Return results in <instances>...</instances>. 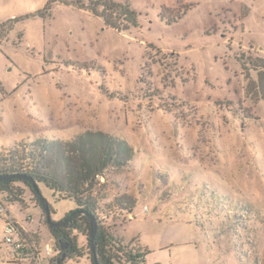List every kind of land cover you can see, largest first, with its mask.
Returning a JSON list of instances; mask_svg holds the SVG:
<instances>
[{"label":"rangeland","instance_id":"1","mask_svg":"<svg viewBox=\"0 0 264 264\" xmlns=\"http://www.w3.org/2000/svg\"><path fill=\"white\" fill-rule=\"evenodd\" d=\"M118 1L132 4L137 26L120 32L59 1L0 0V160L15 142L108 132L136 156L97 180V214L146 264H264V103L246 95L239 60L264 56V0ZM162 6L182 17L167 24ZM40 189L54 221L76 210ZM33 204L8 208L34 251L0 241V264L58 254Z\"/></svg>","mask_w":264,"mask_h":264},{"label":"trees","instance_id":"2","mask_svg":"<svg viewBox=\"0 0 264 264\" xmlns=\"http://www.w3.org/2000/svg\"><path fill=\"white\" fill-rule=\"evenodd\" d=\"M55 1L90 10L95 16L101 17L105 25L120 32L126 31L129 25H138V14L128 1L91 0L87 5L81 0H49V5ZM48 8L47 6L45 12ZM173 13L178 16L174 17ZM40 14L44 15L42 12ZM160 16L167 24L177 22L182 17L177 9L165 6L161 7ZM4 24H0V27ZM239 60L246 78V95L264 103V56L241 55ZM16 143L8 147V155L0 160V177L13 174L31 176L39 189L43 184L58 195V199L74 200L77 204L76 210L93 214L98 222L94 242L99 264H141L145 261L140 252L142 248L130 247L122 237L112 234L102 225L97 214V200L92 196L97 180L109 168L121 169L134 160L136 151L126 140L104 131H86L71 141L55 138L34 139L32 143H25L22 147L19 143L15 146ZM54 158L63 163L66 173L63 177L51 170L50 161ZM26 189L32 193L30 201L26 200ZM27 202L43 209L30 181L18 177L0 180V205L5 206L10 214L9 203H21L24 208ZM116 202L126 206V201L121 198L117 197ZM131 203L129 201V206L133 208ZM50 210L51 214L54 213L51 205ZM90 229V218L84 213L74 215L65 226L49 227L59 252L48 263L68 264L69 260L87 255L90 264H93ZM82 237L86 241H82ZM23 239L30 244L21 252L28 247L34 251L35 244L26 233ZM144 251L145 254L149 252L146 247Z\"/></svg>","mask_w":264,"mask_h":264},{"label":"water","instance_id":"3","mask_svg":"<svg viewBox=\"0 0 264 264\" xmlns=\"http://www.w3.org/2000/svg\"><path fill=\"white\" fill-rule=\"evenodd\" d=\"M24 178L27 179L28 181H30V183L33 186L34 191L36 192V195L41 203V206L45 212L46 215V222L48 224V226L50 228H54V227H61V226H65L68 221L76 214L78 213H84L86 214L91 221V229H90V233H89V241H90V245H91V250L93 253V264H99L98 260H97V256L95 254V234H96V230H97V226H98V222L97 219L95 218V216L93 214H89L87 211H83V210H76L72 213H70L65 219H63L62 221H54L52 219V214H51V210H50V204L49 201L47 200V198H45L42 194V192L40 191L38 185L36 184L35 180L28 175H24V174H13V175H5V176H1L0 180L3 179H8V178Z\"/></svg>","mask_w":264,"mask_h":264},{"label":"built area","instance_id":"4","mask_svg":"<svg viewBox=\"0 0 264 264\" xmlns=\"http://www.w3.org/2000/svg\"><path fill=\"white\" fill-rule=\"evenodd\" d=\"M0 219H4L6 224L4 226V243L11 247L16 251H22L25 246L30 244L27 240L23 239V235H25L24 230H22L21 225L15 219L13 215H11L7 208L3 205H0ZM33 244V243H32ZM47 254H51L53 251L50 247H48ZM141 264H146L144 261Z\"/></svg>","mask_w":264,"mask_h":264},{"label":"crops","instance_id":"5","mask_svg":"<svg viewBox=\"0 0 264 264\" xmlns=\"http://www.w3.org/2000/svg\"><path fill=\"white\" fill-rule=\"evenodd\" d=\"M9 18H11V17H9ZM1 230H0V236H1ZM0 241H4V238L2 239V237L0 238ZM146 247V246H145ZM147 248V247H146ZM148 249V248H147Z\"/></svg>","mask_w":264,"mask_h":264}]
</instances>
